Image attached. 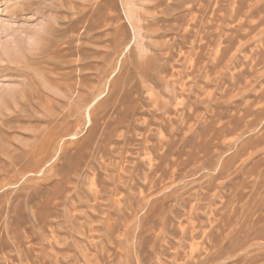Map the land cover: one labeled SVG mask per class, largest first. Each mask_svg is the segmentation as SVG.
I'll list each match as a JSON object with an SVG mask.
<instances>
[{
  "label": "rangeland",
  "instance_id": "1",
  "mask_svg": "<svg viewBox=\"0 0 264 264\" xmlns=\"http://www.w3.org/2000/svg\"><path fill=\"white\" fill-rule=\"evenodd\" d=\"M0 264H264V0H0Z\"/></svg>",
  "mask_w": 264,
  "mask_h": 264
}]
</instances>
